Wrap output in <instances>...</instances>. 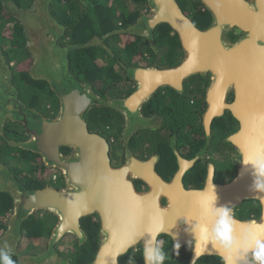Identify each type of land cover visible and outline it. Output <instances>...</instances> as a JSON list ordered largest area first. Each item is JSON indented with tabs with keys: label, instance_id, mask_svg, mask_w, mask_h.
I'll return each mask as SVG.
<instances>
[{
	"label": "water",
	"instance_id": "1",
	"mask_svg": "<svg viewBox=\"0 0 264 264\" xmlns=\"http://www.w3.org/2000/svg\"><path fill=\"white\" fill-rule=\"evenodd\" d=\"M200 1L212 17L205 29L195 27L176 0H148L149 13L121 34L144 35L150 40L152 32L145 33L141 25H147L152 31L157 25H166L177 35L184 58L169 69L127 70L129 79L137 83V90L125 99L107 100L94 93L88 83L79 81L69 66L71 52L101 46L102 42L94 38L86 43L60 45L65 28L39 0L35 4L37 21L24 26L27 50L33 57L28 73L33 80L46 82L55 95L58 101L55 117H45L19 99V91L12 83L11 65L0 47V135L3 136L6 121L22 126L27 139L8 141V145L39 155L42 164L59 172L64 182L61 189L28 190L0 164V192H7L14 199L7 229L0 236V248L6 242L8 251H15L22 237V222L36 212H48L57 221L48 249L36 257L21 258L20 263L68 264L59 258L54 247L67 235L81 238V220L93 215L99 218L101 240L92 264H119L120 256L139 245L143 256L144 244L151 240L147 229L161 222L163 230L158 236L172 239L171 235L175 234L180 247L191 241L194 248L196 233L192 229L199 222V201L206 195L216 194V208L236 207L248 200L261 204L259 219H236L237 244L230 264H250V252L245 253L241 247L239 221L264 225V193L255 190L256 177L251 165L241 164L237 176L226 185H213L209 177L203 190H186L181 184L184 170L180 169L172 180L164 181L154 169L156 158L139 161L128 153L127 162L113 168L108 143L89 131L84 117L91 107L120 112L126 117L127 129L131 130L124 137L127 142L143 123L138 117L143 102L158 88L179 89L187 78L211 73L212 84L207 91L209 107L204 117L207 133L211 119L227 109L239 124L238 131L229 140L241 158L256 140L264 144V0ZM34 15L37 13H32L31 19ZM233 29L243 36L230 43L227 35ZM229 93L234 94L231 105L226 104ZM63 148L70 150L67 155L63 154ZM136 179H141L149 191L137 192L132 181ZM162 198L166 199V206L160 204ZM184 217L192 218L190 223L175 227ZM217 219H204L209 242L203 255L227 258L229 253L214 245L211 238ZM158 236L151 247L156 246ZM194 255L193 252V259Z\"/></svg>",
	"mask_w": 264,
	"mask_h": 264
},
{
	"label": "flooded vegetation",
	"instance_id": "2",
	"mask_svg": "<svg viewBox=\"0 0 264 264\" xmlns=\"http://www.w3.org/2000/svg\"><path fill=\"white\" fill-rule=\"evenodd\" d=\"M176 2L183 14L193 22L195 27L205 29L211 24V14L200 0H176ZM148 13L149 5L148 0H146L145 8L133 24H136L141 17ZM137 25H141V23ZM141 29L147 34L152 32L150 40L144 35L131 36L121 34V39H124V41L120 40L121 46L133 42L139 48L130 60H125L123 57L122 60H117L116 62L118 79L115 83L117 86H120L118 95L102 97L103 95L97 94L92 89L94 93L107 100L125 99L138 88L137 83L130 80L127 76V70L169 69L179 65L183 60L184 53L178 37L168 26L163 24L157 25L152 31L147 25H141ZM242 36V32L233 29L227 35V38L230 43H235ZM174 45L178 46V52ZM212 79L211 73L198 74L184 80L179 89L168 86L158 88L148 100L143 102L138 115L143 123L135 129V133L127 142H125L124 137L131 130L127 129L126 117L118 111L109 109L107 112L109 115L107 124L104 129H99L96 126L97 124L95 125L98 120H95L97 117L94 114V109L97 107L89 108L84 114L88 129L90 132L103 137L108 143L110 164L113 168L123 166L127 162V154L129 153L130 156L139 161H148L151 158H156L154 169L157 175L164 181L172 180L180 169L184 170L181 184L186 190H203L209 177H211L213 185H226L234 180L241 166L239 151L229 140L238 131L239 124L233 118L230 111L223 109V113L220 116L211 119L207 133L204 117L209 107L207 91L212 84ZM233 101L234 94L229 93L226 96V104L231 105ZM40 110V112L45 114V117H50L53 114L50 105L40 108ZM48 113L50 114L48 115ZM7 124L13 125V123L7 122L5 126ZM95 126L99 129L98 131L95 129ZM7 129L17 131L15 127H8ZM9 130L7 131L4 127L3 136L0 135V142L7 145L8 141H15L10 137L12 133ZM20 134L23 137L25 136L24 133ZM106 135H110V137ZM8 137L12 140H9ZM0 164L4 165L12 174L9 167L1 162ZM46 170L47 174L52 175L51 180L53 183L46 187L57 189L55 184L60 181V174L54 169L46 168ZM132 181L137 192L149 191L148 186L141 179ZM60 183L63 185V180ZM245 202L233 207L235 218L237 220L259 219L261 216V204L255 201L260 209L258 217H256L254 213H249V207H246ZM160 204L166 206V199L162 198ZM10 216L8 217L7 224ZM34 219L45 220L47 225H52V227L46 238L41 236L26 240L22 234L18 249L11 253V257H15L17 262L21 258L36 257L48 249L51 233L57 221L51 214L45 211L33 214L27 222L29 223ZM83 220H89L90 224L98 223L99 225L97 231V249L90 264L93 263L98 251L101 240L100 222L99 218L93 215L81 220L80 225L83 234L81 238L67 235L54 247L59 258L64 259L68 264H71L70 260L62 256L60 250L66 247L74 250L76 247L81 249L89 240L87 231L90 227L89 224L87 228L85 226L82 227ZM26 225L25 222L23 226ZM157 243L161 244L162 250L166 251L167 249L166 253L170 256L172 264H222L221 257L216 255H201L192 261L193 250L189 245L181 246L177 254L173 248V240L166 235L158 236ZM28 244H31L32 247L27 246ZM138 251L142 255L141 245L128 250L124 255L120 256L118 259L119 264L123 262L122 258L130 252L137 253ZM141 257L143 264V256Z\"/></svg>",
	"mask_w": 264,
	"mask_h": 264
},
{
	"label": "trees",
	"instance_id": "3",
	"mask_svg": "<svg viewBox=\"0 0 264 264\" xmlns=\"http://www.w3.org/2000/svg\"><path fill=\"white\" fill-rule=\"evenodd\" d=\"M34 2L35 0H0V44L4 45L2 48L3 54L10 52L20 55L18 65L16 64L20 67L19 70L16 66L11 67L15 69L12 72V83L19 91V98L24 100V96L28 95L31 102L25 101L23 103L27 107L38 111H41L40 108L50 105L53 111L50 117H55L58 111L55 95L46 82L33 80L27 69L23 68V63L27 62V65L30 60V53L27 50V36L22 24L8 12L9 9L13 10L14 8L28 12L32 7L35 9ZM42 3H44V7H46L52 18L65 28L64 36L58 42L60 45L86 43L94 38L102 42L101 46L94 45L70 53L69 66L73 75L79 81L91 85L97 94L103 95L102 97L118 95L120 86L115 83L118 79L116 62L122 60L123 57L125 60H130L139 48L133 42L121 46L119 42L124 40L121 39V31L126 30L140 16L146 6V0H42ZM7 30L9 31L8 35L5 34ZM175 49L178 52L177 45ZM8 62L15 63L14 59H8ZM48 97L50 98L49 101L46 100L49 99ZM37 99L46 100L45 104L32 103ZM50 102H53V105ZM108 111L109 108L97 107L94 109V114L97 117L95 120H98L95 125L97 124L96 126L99 129L105 128L107 119H109ZM15 125L7 124L5 129L8 131L10 129H7L8 127L13 128ZM96 126L95 129L98 131L99 129ZM9 131L12 133L10 137L15 141H25L27 139L26 136L23 137L17 131ZM106 136L110 137V135ZM11 138L9 140H12ZM0 146V162L11 169L12 175L25 188L28 190H41L53 184L52 175L47 174L39 155L18 148L13 149L2 142ZM69 151L66 148L62 149L65 155ZM11 152H15V154ZM61 181L62 177L60 175V181L55 184L57 189L63 188L64 183L62 185ZM245 205L249 207V213H254L258 217L260 209L255 201H246ZM13 210V197L7 192H0V235L7 229V220L10 214L12 215ZM31 216L33 214L21 224L24 239L30 240L41 236L46 238L52 225H47L45 220L39 219L30 220L31 222L28 223L27 221ZM52 217L54 218L53 215ZM25 222L27 225L23 226ZM88 224L90 227L87 231L89 240L84 247L81 249L76 247L75 250L66 247L60 250V254L68 258L71 264H90L94 257L97 249L99 225L98 223L90 224L89 220H83L82 227L87 228ZM27 246L32 247L31 244ZM163 251L166 253L167 249ZM141 256L140 251L137 253L130 252L122 258L123 262L121 264H128L129 258L132 259L133 264H142ZM168 257L163 264H172L170 256ZM11 258L16 264H22L20 261L17 262L15 257Z\"/></svg>",
	"mask_w": 264,
	"mask_h": 264
},
{
	"label": "clouds",
	"instance_id": "4",
	"mask_svg": "<svg viewBox=\"0 0 264 264\" xmlns=\"http://www.w3.org/2000/svg\"><path fill=\"white\" fill-rule=\"evenodd\" d=\"M27 46H28V38H27ZM13 65L14 64L12 63L11 67H13ZM14 127L17 129L19 133L25 134L24 130L22 129V126L16 124ZM14 142H23V141H14ZM239 162L245 166L251 165V168L256 177L254 181L255 190L257 193H264V144L260 143L259 140L253 142V144L250 147V150L243 154ZM216 200H217V196L215 194V195H206L199 201L200 216L198 218L199 222L192 229L193 232L196 233L195 247L192 248V250L195 253L194 259L204 254L206 250V246L209 242V231L204 224V219L218 218L212 229L211 238L214 242V245L216 244L220 245L225 252L229 253V257L227 258L221 257L222 264H230L233 248L237 244V238L235 233H236V225L238 221L234 216L233 207L225 206V207L216 208L215 207ZM262 203H264V200H262ZM191 219L192 218H188V217L181 218L179 221H177L175 227L188 225ZM239 223L241 224V228H240L241 240H242L241 247L243 248L245 253L250 252L251 255L250 264H264V225H258L256 221H250L246 224L239 221ZM162 230H163L162 222L155 227H151L147 229V232L151 236V240L146 241L143 247V258L145 260V264H163V262L169 258L168 254H166L162 250V246L160 243H157L155 247L150 246L152 241H155L156 237L160 234ZM171 237L174 241L173 248L178 254L180 243L177 239V235L173 234L171 235ZM188 243H189V247H191L192 242L189 241ZM15 251L9 252L8 245L5 242L4 247L0 248V264H16V262L11 258V253ZM236 256L237 258L239 257V252L236 253ZM128 264H133L131 258H129Z\"/></svg>",
	"mask_w": 264,
	"mask_h": 264
},
{
	"label": "rangeland",
	"instance_id": "5",
	"mask_svg": "<svg viewBox=\"0 0 264 264\" xmlns=\"http://www.w3.org/2000/svg\"><path fill=\"white\" fill-rule=\"evenodd\" d=\"M39 0H35V2H34V6H35V4L38 2ZM40 3H42V0H40ZM12 16H14L23 26H25L27 23H30V22H32V20H34V21H37V16H38V11H37V9H34V7H32V9L30 10V11H28V12H23V11H20V10H16L15 8L12 10V9H9V11H8ZM36 14L37 13V15H34L33 16V18L31 19V14ZM25 29V28H24ZM8 33H9V31L7 30V32L5 33L6 35H8ZM26 35H27V33H26ZM47 35V37H49V35L48 34H46ZM124 41V40H123ZM120 43V42H119ZM4 45L3 44H0V47L2 48ZM9 50V49H8ZM6 54V55H5ZM4 54V56H5V58L8 60V59H14V61H15V63L14 62H12L13 64H15V65H13V66H16V68L17 69H19L20 67H18L17 65V63H18V61H19V57H20V55H15V53H10V52H6ZM15 56H16V58H15ZM32 55L30 56V62L26 65V63L27 62H24L23 63V68L24 69H27V71H28V69H29V67H30V65H31V63H32ZM22 59V58H21ZM17 64V65H16ZM11 69V72H13L15 69H13V68H10ZM29 74V73H28ZM48 86V85H47ZM46 94V93H45ZM46 97V96H45ZM49 98V97H48ZM20 99V98H19ZM52 100H53V98H51ZM22 102H31V99L28 97V95H25L24 96V100H23V98L22 99H20ZM47 101H49L50 100V98L49 99H46ZM46 100H42V99H37L36 101H34V102H32V103H36V104H38V105H44L45 104V101ZM50 104L51 105H53V102H50ZM41 107V106H40ZM42 114H44L43 112H41ZM44 116H45V114H44ZM6 122H9V121H6ZM5 122V123H6ZM1 147V146H0ZM13 149H15V148H13ZM15 151V150H14ZM11 153H13V154H15V152H11ZM23 242V241H22ZM21 242V243H22Z\"/></svg>",
	"mask_w": 264,
	"mask_h": 264
},
{
	"label": "crops",
	"instance_id": "6",
	"mask_svg": "<svg viewBox=\"0 0 264 264\" xmlns=\"http://www.w3.org/2000/svg\"><path fill=\"white\" fill-rule=\"evenodd\" d=\"M10 65H12V62L11 63H9ZM19 70V69H18Z\"/></svg>",
	"mask_w": 264,
	"mask_h": 264
}]
</instances>
